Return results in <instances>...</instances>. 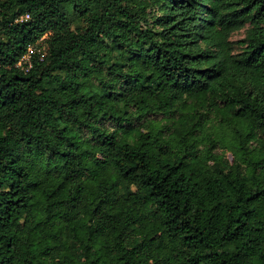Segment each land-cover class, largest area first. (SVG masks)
<instances>
[{"label":"trees","instance_id":"obj_1","mask_svg":"<svg viewBox=\"0 0 264 264\" xmlns=\"http://www.w3.org/2000/svg\"><path fill=\"white\" fill-rule=\"evenodd\" d=\"M0 264H264V0H0Z\"/></svg>","mask_w":264,"mask_h":264},{"label":"rangeland","instance_id":"obj_2","mask_svg":"<svg viewBox=\"0 0 264 264\" xmlns=\"http://www.w3.org/2000/svg\"><path fill=\"white\" fill-rule=\"evenodd\" d=\"M36 21V19H35ZM34 21V23H36ZM247 27H244L243 29L236 31L232 34L231 36V40L234 41V48H235V52H241L243 47L241 44L237 43L239 40H242L245 38L246 36V31H247ZM177 114V113H176ZM150 120H154L156 124L158 125H164L163 128H165V130H167V117L165 115L159 114V115H151L148 117ZM140 121H144V119H140ZM102 125H105L106 127H110V128H114L116 123L111 121L110 117H106L104 120H102Z\"/></svg>","mask_w":264,"mask_h":264},{"label":"built area","instance_id":"obj_3","mask_svg":"<svg viewBox=\"0 0 264 264\" xmlns=\"http://www.w3.org/2000/svg\"><path fill=\"white\" fill-rule=\"evenodd\" d=\"M30 18V14H25L21 17V21L28 20ZM45 36L39 38L36 43H31L28 47V50L25 55L22 56L18 65L21 66L25 71L30 70L33 67V57L36 52H45L44 44Z\"/></svg>","mask_w":264,"mask_h":264}]
</instances>
